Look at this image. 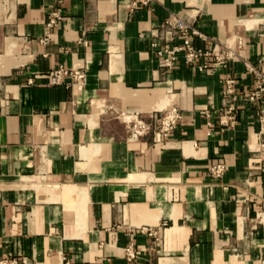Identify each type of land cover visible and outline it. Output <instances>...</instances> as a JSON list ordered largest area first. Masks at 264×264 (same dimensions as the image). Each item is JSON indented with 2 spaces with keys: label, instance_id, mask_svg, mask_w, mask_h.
I'll list each match as a JSON object with an SVG mask.
<instances>
[{
  "label": "crops",
  "instance_id": "obj_1",
  "mask_svg": "<svg viewBox=\"0 0 264 264\" xmlns=\"http://www.w3.org/2000/svg\"><path fill=\"white\" fill-rule=\"evenodd\" d=\"M132 2L0 0V259L264 264V99L244 95L247 63L264 65V0ZM177 16L207 35L196 47L235 55L207 73L180 53L166 71L156 49L182 44L160 38ZM59 65L85 70L83 88L52 84ZM227 78L234 128L219 123ZM173 107L182 119L164 135Z\"/></svg>",
  "mask_w": 264,
  "mask_h": 264
},
{
  "label": "built area",
  "instance_id": "obj_2",
  "mask_svg": "<svg viewBox=\"0 0 264 264\" xmlns=\"http://www.w3.org/2000/svg\"><path fill=\"white\" fill-rule=\"evenodd\" d=\"M151 0H133L132 8L139 9L143 5H147ZM61 20L60 11H54L50 14L47 23V33L51 34V30ZM160 38L166 41L173 40L177 36H181L183 39L182 44L174 46L157 47V43L154 42V46L157 47V53L160 57V65L166 71L172 70L179 60V54L183 53L187 63L194 65L199 71L213 73L214 70L225 64L227 60L235 55L234 50L227 49L221 51L219 54H214L213 51L205 50L194 45L195 37L202 39H208L197 26L193 25L183 19L182 17H174L167 20L161 25ZM204 58V60H203ZM214 58V60H212ZM248 70L254 76V87L246 89L244 91L245 100L251 104L257 105L264 99V65H255L253 63H247ZM52 84H61L66 78H71L73 83L77 85L79 89H82L87 80V74L83 69H71L64 65L55 67L51 73ZM226 90L223 97V107L220 115L219 123L222 128H234L238 123V115L240 109L238 107L239 94L236 89V80L234 78L225 79ZM209 115V113H207ZM182 119V114L177 107L167 109L165 114L161 116V132L164 135L175 127L177 122ZM258 122L260 127V134H264V105L258 107ZM226 165L223 162H219L211 167V173L215 177H220L224 174ZM138 255L134 245L126 247V256L129 261L134 260ZM0 264H29L27 258H23L20 263L17 258H1ZM70 264V263H68Z\"/></svg>",
  "mask_w": 264,
  "mask_h": 264
},
{
  "label": "rangeland",
  "instance_id": "obj_3",
  "mask_svg": "<svg viewBox=\"0 0 264 264\" xmlns=\"http://www.w3.org/2000/svg\"><path fill=\"white\" fill-rule=\"evenodd\" d=\"M163 114H165V111L161 114V116H162Z\"/></svg>",
  "mask_w": 264,
  "mask_h": 264
}]
</instances>
